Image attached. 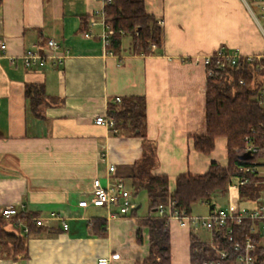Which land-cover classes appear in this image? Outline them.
Returning a JSON list of instances; mask_svg holds the SVG:
<instances>
[{
	"label": "crops",
	"instance_id": "0c3cea01",
	"mask_svg": "<svg viewBox=\"0 0 264 264\" xmlns=\"http://www.w3.org/2000/svg\"><path fill=\"white\" fill-rule=\"evenodd\" d=\"M145 2L147 12L164 22L163 46L152 48L149 56L133 55L130 38L117 53L104 47L97 15L105 8L101 0H3L0 41L7 52L0 55V211L15 208L45 225L29 231L22 219L0 217L8 222L7 233L26 238L29 255L14 261L11 246L0 244V264H97L103 257L111 264H143L149 257L148 229H142V243L136 239L137 221L149 215V201L147 209L138 202L142 193L148 200L147 192L134 180L143 142L96 124L97 118H108L117 98H146L147 135L158 159L152 174L167 176L171 193L179 176L204 175L212 162L227 166L225 139L216 141L210 156L193 149V138L206 131L207 74L196 59L221 47L264 57V0ZM86 32L92 37L84 38ZM50 39L60 44L62 64L49 60L45 68L27 69L25 53L45 54ZM27 86L44 87L37 115ZM96 179L104 185L123 180L138 202L136 214L112 219L105 208H80L92 198ZM212 202L216 209L241 203L239 189ZM202 204L207 213L198 217L211 212ZM96 219L107 222L104 238L93 233ZM169 230L172 264H190L192 233L215 245L211 231L207 240L201 229L176 222Z\"/></svg>",
	"mask_w": 264,
	"mask_h": 264
},
{
	"label": "trees",
	"instance_id": "16d2710c",
	"mask_svg": "<svg viewBox=\"0 0 264 264\" xmlns=\"http://www.w3.org/2000/svg\"><path fill=\"white\" fill-rule=\"evenodd\" d=\"M2 2L0 0V6ZM104 15L106 22L114 30L109 51L119 52L125 38L131 40L133 55L149 56L153 46L156 50H161L163 31L156 18L147 12L145 0H110L106 2ZM84 25L87 26L86 21ZM263 64L264 59L260 63L256 59L248 61L242 58L236 65L227 63L223 69L214 68V75L207 76L206 131L193 138V149L210 156L216 150V141L225 139L228 163L227 166H222L212 162L204 175L179 176L172 193L167 176L152 174L158 159L156 146L147 135L146 98L130 97L109 105L108 118L115 122L112 132L138 138L143 142L142 156L136 164L134 177L139 187L146 190L149 201V215L137 221L140 227L136 235L138 243L143 242L142 229H148L150 253L143 264H172L171 232L166 226V220L157 215L159 206L168 204L170 199L179 210L191 214L192 207L199 202L225 199L232 178L247 179V183L239 189L241 204L252 207L261 196L264 191V176L257 172H244V168L254 167L262 159L260 155L250 156L245 151V139H254L257 145L264 148V106L256 99L264 86V72L259 69ZM241 80L244 84L240 83ZM26 96L37 115L46 98L44 87L27 86ZM136 212L137 210H133L131 214ZM31 218L32 215L19 212L14 221H25L29 231L35 227L42 229ZM7 223L4 219L0 220V244L11 246L14 261L27 259L29 255L26 238L19 233H7L4 229ZM91 225L95 235L102 238L107 236L106 221L96 219ZM252 226L253 223L247 220L234 227L233 242L225 238L227 230L214 232V246L229 253L227 264H232L237 258L235 241H244L250 235ZM253 237L257 243L260 242L257 235ZM216 255L213 246L191 234L190 264H204ZM258 259L261 263L264 262L262 246L258 249Z\"/></svg>",
	"mask_w": 264,
	"mask_h": 264
},
{
	"label": "built area",
	"instance_id": "2783aa9c",
	"mask_svg": "<svg viewBox=\"0 0 264 264\" xmlns=\"http://www.w3.org/2000/svg\"><path fill=\"white\" fill-rule=\"evenodd\" d=\"M106 5V2L110 0H101ZM101 17V25L103 32L101 34V40L106 49L111 47L112 37L114 35L113 27L110 23L106 22L104 11L99 14ZM160 28H163V20H157ZM98 22L96 17L91 18L90 25L95 26ZM84 38H91L90 32L83 34ZM153 49L156 47L153 46ZM60 44L50 39L47 42V51L45 54L29 50L22 57L27 69L34 67L45 68L49 60H52L56 64H62L65 56L60 53ZM7 52L6 42L0 41V55H5ZM245 58L248 61L257 60L262 62L264 57L244 56L239 51H232L226 47H221L216 53L205 56L203 58H197L196 62H202L206 68L207 76L214 75V68H225L227 63L236 65L240 59ZM260 71L264 72V64L259 67ZM241 84L244 82L241 80ZM256 99L264 106V86L260 91ZM117 103L121 102V98L116 99ZM97 125L106 126L112 129L115 125L114 120L111 118L99 117L96 119ZM246 148L245 151L250 155H260L262 159L254 167L244 168V172H257L259 175L264 176V148L257 145L254 139L247 137L245 139ZM115 167L110 168V173H114ZM247 183V179L232 178L228 187L229 189L237 188ZM211 207V212L207 216L198 217L192 214H187L185 211L179 210L173 200H169L168 204L160 205L157 210V215L166 220V226H169L172 222H176L180 227L193 228V229H206L211 232L219 230H227L226 237L230 242H233V228L240 226L244 221H251L253 223L250 235H248L244 241H235L234 250L237 252V258L232 264H264L258 259V249L260 246L264 247V193L255 201L252 207L243 205L239 202H230L225 208L216 209V204L213 202H203ZM88 206H94L97 208H105L108 210L112 219H117L120 216H127L133 210H136L137 203L134 201L133 194L127 189L123 180H116L104 185L101 180L96 179L93 182V192L90 201H82L79 203L80 208H87ZM18 210L15 208H9L0 211V217L8 220L15 218L18 215ZM34 222L38 226H44L45 222L42 219H34ZM64 229L68 230V225H64ZM28 232V230H26ZM259 234L263 241L257 243L253 236ZM217 255L215 258L207 260L204 264H227L229 259V253L226 250H221L213 246ZM97 264H111L109 258H100Z\"/></svg>",
	"mask_w": 264,
	"mask_h": 264
},
{
	"label": "rangeland",
	"instance_id": "374dc122",
	"mask_svg": "<svg viewBox=\"0 0 264 264\" xmlns=\"http://www.w3.org/2000/svg\"><path fill=\"white\" fill-rule=\"evenodd\" d=\"M139 201H141L140 203H141V205H142V209L144 208V209H147V207H148V200L146 199H144V195H143V193L142 194H140L139 196H138V202ZM138 202H136V203H138ZM194 215L195 216H200V215H206V213H207V207H205L203 204H202V202H199V203H197L196 204V207H194ZM200 232L203 234V235H205V238L208 240V230H206V229H201L200 230Z\"/></svg>",
	"mask_w": 264,
	"mask_h": 264
}]
</instances>
